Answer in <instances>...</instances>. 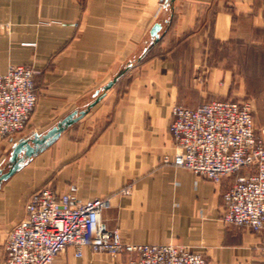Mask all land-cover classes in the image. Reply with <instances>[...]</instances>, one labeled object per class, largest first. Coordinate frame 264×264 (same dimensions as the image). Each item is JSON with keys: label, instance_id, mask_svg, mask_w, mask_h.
I'll return each instance as SVG.
<instances>
[{"label": "crops", "instance_id": "obj_1", "mask_svg": "<svg viewBox=\"0 0 264 264\" xmlns=\"http://www.w3.org/2000/svg\"><path fill=\"white\" fill-rule=\"evenodd\" d=\"M0 0V74L35 69L37 104L26 128L0 144L44 133L74 111L130 61V68L77 123L33 157L0 189V264L8 231L43 187L77 201L110 198L107 230L140 244L173 243L207 264H264V229L223 222V196L236 180L216 184L173 164L174 106L231 99L232 85L264 74V0ZM162 38L144 54L155 23ZM229 53H231L229 55ZM249 54L245 80L240 63ZM208 54L213 56L208 64ZM208 69V70H205ZM258 84V81H256ZM264 130V102L253 111ZM167 160V161H166ZM238 176V175H237ZM128 188L127 193L124 189ZM69 247L54 264H128L129 256Z\"/></svg>", "mask_w": 264, "mask_h": 264}, {"label": "built area", "instance_id": "obj_2", "mask_svg": "<svg viewBox=\"0 0 264 264\" xmlns=\"http://www.w3.org/2000/svg\"><path fill=\"white\" fill-rule=\"evenodd\" d=\"M31 66L13 65L0 74V144L22 132L36 107ZM169 130L177 144L173 164L214 183L241 171L223 197V222L264 229V130L256 133L250 103L215 100L196 108L172 109ZM167 161V160H166ZM127 193V192H125ZM110 198L79 202L70 193L50 186L36 192L25 207L26 216L8 231L6 264H54L67 248L126 254L128 264H207L201 253L173 243L140 244L107 230L104 211Z\"/></svg>", "mask_w": 264, "mask_h": 264}, {"label": "water", "instance_id": "obj_3", "mask_svg": "<svg viewBox=\"0 0 264 264\" xmlns=\"http://www.w3.org/2000/svg\"><path fill=\"white\" fill-rule=\"evenodd\" d=\"M173 1L174 0H161L162 3H165L163 4V8L167 9L170 7ZM170 22L171 20L168 19L165 27L158 22L152 26L150 30V39L144 49V54L150 47L161 40L163 31L169 26ZM134 64L135 61H130L107 84L96 90L92 94V102L85 110L80 112L74 111L68 114L47 132H36L14 142L8 156L0 163V189L3 182L7 181L15 173L20 171L33 157L47 150L60 138L63 132L81 120L91 108L103 99L107 92L116 85L119 79L128 72Z\"/></svg>", "mask_w": 264, "mask_h": 264}, {"label": "rangeland", "instance_id": "obj_4", "mask_svg": "<svg viewBox=\"0 0 264 264\" xmlns=\"http://www.w3.org/2000/svg\"><path fill=\"white\" fill-rule=\"evenodd\" d=\"M230 54L231 53H229V55ZM214 55L215 54H208V56L210 58L209 61L207 62L208 64L212 65V63H213V61H212L213 59L212 58H213ZM248 58H249V54L242 53L241 57H240V60H239L240 63L243 62V65L245 66V68L243 70H241V74L244 75V79L245 80L250 78V77L247 76L248 75L247 74L248 73V70H247ZM205 70H208V69H205ZM251 80L253 82H255V83L249 84V85L245 84V85H240V86L232 85L231 87L233 89V93L234 94L232 95L231 99H225V100H233V101H240V102H243V103H250L251 108H252V115H253V111H254L255 105L264 102V74H263V72H262V75L259 78H257V79L256 78H254V79L251 78ZM256 81H258V84H256ZM215 100L216 99L210 100V101H207L206 103H209V102H212V101H215ZM219 100H221V99H219ZM202 104H204V103H202ZM202 104H200V105H202ZM200 105H198V106H200ZM182 106H185V105H182ZM198 106H196V107H198ZM253 119H254V117H253ZM258 134H260V133H258ZM244 173H245V171H241L238 174H234L232 176H236V178H237L239 175H242ZM216 184H218V183H216ZM127 189L128 188L124 189V192H128L129 190H127ZM116 229L120 230L119 228H116Z\"/></svg>", "mask_w": 264, "mask_h": 264}]
</instances>
